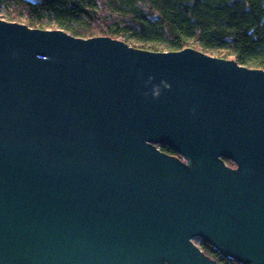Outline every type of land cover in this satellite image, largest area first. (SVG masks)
<instances>
[{
	"label": "water",
	"instance_id": "1",
	"mask_svg": "<svg viewBox=\"0 0 264 264\" xmlns=\"http://www.w3.org/2000/svg\"><path fill=\"white\" fill-rule=\"evenodd\" d=\"M195 238L264 264V69L0 17V264H219Z\"/></svg>",
	"mask_w": 264,
	"mask_h": 264
},
{
	"label": "trees",
	"instance_id": "2",
	"mask_svg": "<svg viewBox=\"0 0 264 264\" xmlns=\"http://www.w3.org/2000/svg\"><path fill=\"white\" fill-rule=\"evenodd\" d=\"M0 13L35 28L112 36L155 51L195 47L264 69V0H0ZM161 149L178 155L168 145ZM200 247L219 264H242L202 239Z\"/></svg>",
	"mask_w": 264,
	"mask_h": 264
},
{
	"label": "rangeland",
	"instance_id": "3",
	"mask_svg": "<svg viewBox=\"0 0 264 264\" xmlns=\"http://www.w3.org/2000/svg\"><path fill=\"white\" fill-rule=\"evenodd\" d=\"M34 4L35 3H42V1L43 0H31ZM49 6H51V7H55V8H61V6L59 5V4H57V3H52V4H49ZM66 9H68V10H70V9H74V7L73 6H68ZM0 17H2L1 16V13H0ZM195 240V242L200 246V244H201V239L200 238H195L194 239Z\"/></svg>",
	"mask_w": 264,
	"mask_h": 264
}]
</instances>
